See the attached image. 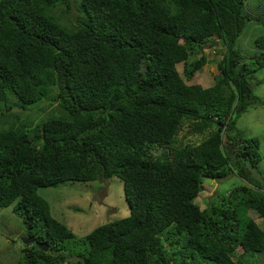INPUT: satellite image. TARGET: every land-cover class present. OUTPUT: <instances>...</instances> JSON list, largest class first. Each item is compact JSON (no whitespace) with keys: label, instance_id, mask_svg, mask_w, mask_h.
Returning a JSON list of instances; mask_svg holds the SVG:
<instances>
[{"label":"trees","instance_id":"trees-1","mask_svg":"<svg viewBox=\"0 0 264 264\" xmlns=\"http://www.w3.org/2000/svg\"><path fill=\"white\" fill-rule=\"evenodd\" d=\"M248 1L0 0V207L48 245L25 246L16 264H264V230L248 215L264 217L260 142L236 128L264 67V33L249 61L234 48ZM216 39L214 84H188L176 64L190 80ZM37 105L53 109L10 112ZM184 125L206 136L182 144ZM230 172L247 184L200 208L204 178ZM114 176L129 214L83 237L38 194Z\"/></svg>","mask_w":264,"mask_h":264},{"label":"rangeland","instance_id":"rangeland-1","mask_svg":"<svg viewBox=\"0 0 264 264\" xmlns=\"http://www.w3.org/2000/svg\"><path fill=\"white\" fill-rule=\"evenodd\" d=\"M247 5L252 6L248 12L251 19L234 45L242 62L250 60V55L255 48L254 40L264 33V0H249ZM216 41L218 42V39ZM223 49L224 47L219 46V43H207L201 52L207 57L206 64L189 80L184 76L183 62H179L177 69L180 75L188 84L198 83L203 87L213 85L215 76L220 73L217 65L222 58V51L225 50ZM201 53L195 55L196 58ZM251 80L254 99L247 111L238 116L236 128L246 138L259 139L262 160L253 173L264 178V67L254 72ZM40 105L46 106L47 101ZM40 105L31 109L13 106L10 112L20 113L23 120H26L28 115L37 120L48 115L53 109V105L45 109H42ZM205 136L206 133L203 135L189 133L187 125H184L177 135L182 140V144L187 142L197 144ZM239 184H247V181L233 172L228 173L224 178H204L203 189L197 194L195 202L203 209L214 194ZM38 194L49 203L52 215L65 223L77 237H83L95 227L129 214L122 180L115 176L107 180L76 181L55 187H42L38 189ZM248 215L264 230V217H260L254 209H249ZM27 239L26 229L21 218L13 211V206L0 207V264H16L21 258L22 249L30 245L26 242ZM237 251L238 253L243 251L241 246L237 247Z\"/></svg>","mask_w":264,"mask_h":264},{"label":"water","instance_id":"water-1","mask_svg":"<svg viewBox=\"0 0 264 264\" xmlns=\"http://www.w3.org/2000/svg\"><path fill=\"white\" fill-rule=\"evenodd\" d=\"M214 44H218L217 41L214 42ZM26 242H34L40 249L47 251L48 250V245L44 242H38L34 241L33 237H30L26 240Z\"/></svg>","mask_w":264,"mask_h":264},{"label":"clouds","instance_id":"clouds-1","mask_svg":"<svg viewBox=\"0 0 264 264\" xmlns=\"http://www.w3.org/2000/svg\"><path fill=\"white\" fill-rule=\"evenodd\" d=\"M214 42H215V41H214ZM214 42H213V43H214ZM218 43H219V42H218ZM176 67H177V64H176ZM211 86H212V85H211ZM207 87H209V86H207ZM49 206H50V205H49ZM50 210H51V208H50ZM53 217H54V216H53ZM28 238H30V236H28ZM33 239H34V238H33ZM34 241H35V240H34ZM27 243H30V244H31V243H34V242H27ZM34 244H35V243H34Z\"/></svg>","mask_w":264,"mask_h":264}]
</instances>
